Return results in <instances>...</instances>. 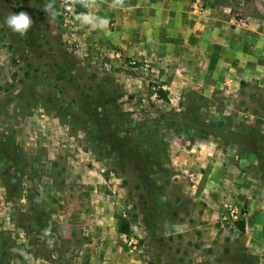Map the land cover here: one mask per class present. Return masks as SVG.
Masks as SVG:
<instances>
[{
	"label": "rangeland",
	"instance_id": "obj_1",
	"mask_svg": "<svg viewBox=\"0 0 264 264\" xmlns=\"http://www.w3.org/2000/svg\"><path fill=\"white\" fill-rule=\"evenodd\" d=\"M83 2L0 0V264H102L111 242L124 264H264L258 84L222 77L209 44L199 65L181 54L171 17L155 44L115 19L129 4ZM221 7L261 10L192 0L186 30ZM21 11L26 35L6 23Z\"/></svg>",
	"mask_w": 264,
	"mask_h": 264
},
{
	"label": "crops",
	"instance_id": "obj_2",
	"mask_svg": "<svg viewBox=\"0 0 264 264\" xmlns=\"http://www.w3.org/2000/svg\"><path fill=\"white\" fill-rule=\"evenodd\" d=\"M87 2L91 4L89 7V13H91L93 3H121V0H87ZM191 2L192 0H123V3L129 5L120 7V13H114V17L131 28L135 27L137 32L139 26L151 25L152 29L149 31L151 34H145L148 38L151 35L155 44L159 40L158 36H166L169 31L168 26L171 24H168L165 18H173L176 20L179 31L177 41L181 43L178 45L181 54H187L199 65L202 63L200 62L202 52L209 44L210 50L214 52V54L212 52L214 56L212 65L217 72L224 74L222 77L228 79L234 77L247 83H256L260 87V92L264 94V0H257L261 8L260 12L246 17L247 20L242 27L234 28L228 9L221 7V10H211L199 18L193 17V30L187 31L185 26H189L192 18ZM178 3L182 6L179 7ZM190 35L193 36L192 40L189 39ZM141 37L142 34L130 36L131 39L135 38L137 43ZM154 43L147 51L157 50ZM137 45L135 48L138 50ZM191 51L192 55H190ZM110 245L106 250L99 247V250L95 252L100 254L102 264H124L121 247L112 242Z\"/></svg>",
	"mask_w": 264,
	"mask_h": 264
},
{
	"label": "clouds",
	"instance_id": "obj_3",
	"mask_svg": "<svg viewBox=\"0 0 264 264\" xmlns=\"http://www.w3.org/2000/svg\"><path fill=\"white\" fill-rule=\"evenodd\" d=\"M82 2L83 0H63L64 6L68 8L69 11H71L76 4ZM121 4H123V0H121ZM45 12L48 14L49 17L54 18L56 15V12L53 11L51 4L45 6ZM75 18L80 21L82 25H91L92 27L98 26L97 18L92 14L81 13ZM6 23L12 31L17 32L20 35H26L33 26L34 21L28 12L21 11L19 13L10 14L6 19ZM106 24L107 21L103 20L101 27L105 26Z\"/></svg>",
	"mask_w": 264,
	"mask_h": 264
},
{
	"label": "built area",
	"instance_id": "obj_4",
	"mask_svg": "<svg viewBox=\"0 0 264 264\" xmlns=\"http://www.w3.org/2000/svg\"><path fill=\"white\" fill-rule=\"evenodd\" d=\"M231 21H232L233 25L238 26V27L245 24L244 20H241V19L239 20L236 17H232ZM127 239H128L127 242L129 244V246H133V248L137 247L138 240L135 237L132 236V237H128Z\"/></svg>",
	"mask_w": 264,
	"mask_h": 264
},
{
	"label": "trees",
	"instance_id": "obj_5",
	"mask_svg": "<svg viewBox=\"0 0 264 264\" xmlns=\"http://www.w3.org/2000/svg\"><path fill=\"white\" fill-rule=\"evenodd\" d=\"M82 11H81V13H84V14H87L88 13V7H87V4L86 3H82ZM80 13V14H81ZM239 227H240V231H241V233H246V224H245V221H243V222H241L240 224H239Z\"/></svg>",
	"mask_w": 264,
	"mask_h": 264
}]
</instances>
